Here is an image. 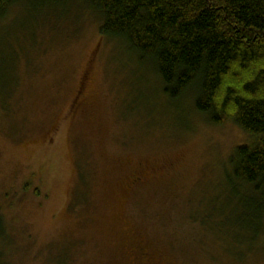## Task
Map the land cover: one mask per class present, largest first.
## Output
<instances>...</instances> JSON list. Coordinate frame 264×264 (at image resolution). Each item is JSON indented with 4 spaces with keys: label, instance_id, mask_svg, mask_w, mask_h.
Returning <instances> with one entry per match:
<instances>
[{
    "label": "rangeland",
    "instance_id": "1",
    "mask_svg": "<svg viewBox=\"0 0 264 264\" xmlns=\"http://www.w3.org/2000/svg\"><path fill=\"white\" fill-rule=\"evenodd\" d=\"M17 11L0 21V264H264V205L230 181L250 137L167 102L97 16L59 37Z\"/></svg>",
    "mask_w": 264,
    "mask_h": 264
},
{
    "label": "trees",
    "instance_id": "2",
    "mask_svg": "<svg viewBox=\"0 0 264 264\" xmlns=\"http://www.w3.org/2000/svg\"><path fill=\"white\" fill-rule=\"evenodd\" d=\"M76 1L0 0V21L12 8L27 11L59 27L53 33L60 37L71 15L97 16L101 37L125 42L151 63L167 102L188 96L211 126L231 121L250 137L233 151L230 181L264 205V0ZM10 81L1 72L2 89ZM7 241L0 216V247Z\"/></svg>",
    "mask_w": 264,
    "mask_h": 264
}]
</instances>
